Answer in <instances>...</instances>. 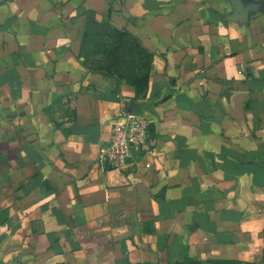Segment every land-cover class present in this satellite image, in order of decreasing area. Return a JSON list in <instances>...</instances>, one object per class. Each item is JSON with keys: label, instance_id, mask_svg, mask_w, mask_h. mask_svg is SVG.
I'll use <instances>...</instances> for the list:
<instances>
[{"label": "crops", "instance_id": "0c3cea01", "mask_svg": "<svg viewBox=\"0 0 264 264\" xmlns=\"http://www.w3.org/2000/svg\"><path fill=\"white\" fill-rule=\"evenodd\" d=\"M102 25L152 54L143 95L85 67ZM122 102L150 150L101 168ZM263 246L264 0H0V264L255 262Z\"/></svg>", "mask_w": 264, "mask_h": 264}, {"label": "trees", "instance_id": "16d2710c", "mask_svg": "<svg viewBox=\"0 0 264 264\" xmlns=\"http://www.w3.org/2000/svg\"><path fill=\"white\" fill-rule=\"evenodd\" d=\"M100 28L102 33H98V40L92 43L91 48L84 46V42L86 45L88 39L86 36L83 38V48L80 54L85 67L89 71L103 72L114 77L119 83L124 82L133 87L136 97L143 95L149 83L152 54L145 50L139 41L129 33L120 32L105 25ZM262 253L264 254V246ZM212 263L224 264L223 261H211L205 264Z\"/></svg>", "mask_w": 264, "mask_h": 264}, {"label": "built area", "instance_id": "2783aa9c", "mask_svg": "<svg viewBox=\"0 0 264 264\" xmlns=\"http://www.w3.org/2000/svg\"><path fill=\"white\" fill-rule=\"evenodd\" d=\"M125 104L115 114L108 145L98 154L101 168L123 169L130 160H139L149 153L150 125L145 114L125 111ZM146 163L145 167L149 168Z\"/></svg>", "mask_w": 264, "mask_h": 264}, {"label": "rangeland", "instance_id": "374dc122", "mask_svg": "<svg viewBox=\"0 0 264 264\" xmlns=\"http://www.w3.org/2000/svg\"><path fill=\"white\" fill-rule=\"evenodd\" d=\"M98 34L97 36H95L91 42H87V48H91V44L93 42H95L96 40H98ZM206 262H211V261H204V262H200V261H196V260H192V259H186V260H183L182 262L178 263V264H205ZM212 262H216V261H212ZM233 262H237L238 261H223L224 264H237V263H233ZM141 264H166V263H163V262H160V261H153L152 259L151 260H147L146 262H142ZM212 264H215V263H212ZM239 264H264V254L262 253V256L259 260L255 261V262H239Z\"/></svg>", "mask_w": 264, "mask_h": 264}, {"label": "water", "instance_id": "95a60500", "mask_svg": "<svg viewBox=\"0 0 264 264\" xmlns=\"http://www.w3.org/2000/svg\"><path fill=\"white\" fill-rule=\"evenodd\" d=\"M125 111L128 113H132V114H138L139 113V110H138L136 104L133 102L129 103L126 106Z\"/></svg>", "mask_w": 264, "mask_h": 264}]
</instances>
